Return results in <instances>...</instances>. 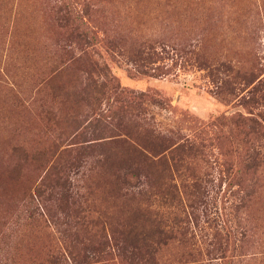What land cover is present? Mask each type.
<instances>
[{"label":"rangeland","instance_id":"374dc122","mask_svg":"<svg viewBox=\"0 0 264 264\" xmlns=\"http://www.w3.org/2000/svg\"><path fill=\"white\" fill-rule=\"evenodd\" d=\"M73 1L96 35H89L91 45L80 41L79 21L77 30L72 16L57 17L68 0H0V238L7 245L0 249L14 264H36L48 257L53 234L70 239L74 224L80 227V219L100 214L103 192L96 180L109 178L110 171L85 168L96 178L87 189L88 182L80 181V150L60 151L69 142L78 148L80 140L107 136L111 128L117 132L119 117L203 142L217 171L193 229L203 246L225 237L238 225L233 206L239 193L238 187L228 189L219 173L222 155L213 135L223 125L215 119L239 112L251 116L250 111L264 119V0ZM142 38L153 47L136 57ZM83 48L96 61L92 74L80 71ZM91 76L106 89L81 98L80 105ZM218 84L233 93H219ZM250 97L253 107L247 108L243 103ZM110 139L102 141L110 143L104 146L108 150L100 153L103 146H97L81 160L103 158L108 165L114 147H120ZM51 140L61 147L48 161L51 150L46 157L39 152L51 147ZM68 161L75 166L67 167ZM37 213L49 215L52 228H43ZM92 228L86 233L97 240ZM107 250L114 252L113 246ZM95 257L90 264H124L106 251Z\"/></svg>","mask_w":264,"mask_h":264},{"label":"trees","instance_id":"16d2710c","mask_svg":"<svg viewBox=\"0 0 264 264\" xmlns=\"http://www.w3.org/2000/svg\"><path fill=\"white\" fill-rule=\"evenodd\" d=\"M56 13L62 20L70 21L72 16L77 22V30L80 23V41L91 45L89 35H96L73 0H68V4L60 7ZM138 43L140 48L134 54L136 57L143 55L146 52L144 49L153 47H148L146 38L138 40ZM79 64L80 71L88 74L97 68L87 48L80 51ZM88 79L91 89L87 90L84 98L80 96V105H83L82 99L89 98V94L96 97L104 94L102 88L106 89V85L93 76ZM260 84L263 82L260 81ZM220 87L219 93L225 89L233 93L234 88L230 86ZM252 101L250 97L244 100L243 105L253 107ZM81 109L80 106V132L85 111ZM250 112L251 116L239 112L215 119L223 125L213 135L222 155L219 173L227 181L228 189L238 187L236 191L239 193V199L233 206L238 225L234 224L225 237L203 246L193 229L195 223L200 221L202 206L206 203L217 171L205 152L207 148L203 142L193 137L177 139L138 120L119 117L115 125L119 127L117 132L111 128L112 134L84 140L87 144L80 140L78 148L74 146V141L69 142L60 151L80 150V181L85 179L88 182L87 189L92 187L96 178H92L85 168L110 171L111 174L109 178L100 176L96 180L103 192L100 197L103 210L100 214L88 219L81 215L83 211L80 209V216L87 220L80 219V227L77 223L72 226L70 239L62 237L60 240L53 234L48 257L40 262L35 260L36 264H90L96 262L98 258L95 255L103 251L115 254L124 264H212L218 259L222 260L221 264H264V216L260 214L264 212V119L259 113ZM71 133L74 134L69 131ZM110 138L120 144L119 148L114 147L118 158L116 154L112 155V159L107 161L108 165L103 158L92 162L89 159H85V162L81 160V156H88L91 149L97 146H103L100 153L108 150L110 143L102 141ZM104 146L108 148L104 149ZM60 147L59 141H53L51 147L41 150L39 155L46 157L47 150H51L46 157L50 161ZM65 165L75 166L73 161ZM57 167L56 164V170ZM47 180L48 175L44 182ZM67 182H70L68 178ZM55 186L58 187L57 184ZM38 192L41 195V189ZM86 197L89 200L88 195ZM39 204L45 205V201ZM40 214L46 216L44 211ZM40 214L37 213V220L43 219V228H52L49 215L44 219ZM31 217H36L35 211ZM89 226L97 229V240L86 233ZM4 243L0 238V248L7 247ZM108 246H113L114 252L108 251ZM30 259L25 258L26 261ZM14 263L13 256L0 249V264Z\"/></svg>","mask_w":264,"mask_h":264}]
</instances>
